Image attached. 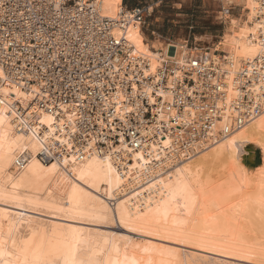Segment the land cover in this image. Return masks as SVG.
Returning <instances> with one entry per match:
<instances>
[{"label": "bare ground", "instance_id": "obj_1", "mask_svg": "<svg viewBox=\"0 0 264 264\" xmlns=\"http://www.w3.org/2000/svg\"><path fill=\"white\" fill-rule=\"evenodd\" d=\"M221 1L224 13L233 5L245 19L224 14L229 34L217 48L223 55L213 56L222 88L211 97L217 111L208 130L195 76L181 112L172 91L148 87L149 102L161 100L155 119L129 142L113 125L132 109L120 89L114 117L85 132L73 102L41 108L48 94L28 82L35 76L19 81L0 66V264H23L22 250L31 259L53 234L74 235L75 258L99 264H264V22L254 0ZM95 4L113 18L122 0ZM140 27L130 24L126 39L154 79L167 64L172 86L187 48L177 44L170 56L166 44H147ZM242 73L251 81L244 91ZM247 146L261 155L254 168Z\"/></svg>", "mask_w": 264, "mask_h": 264}, {"label": "built area", "instance_id": "obj_2", "mask_svg": "<svg viewBox=\"0 0 264 264\" xmlns=\"http://www.w3.org/2000/svg\"><path fill=\"white\" fill-rule=\"evenodd\" d=\"M254 1L264 22V0ZM145 13L142 8L121 6L115 17H104L95 0H0V66L19 81L35 76L28 82L40 83L48 94L39 104L41 108L53 110L50 103L56 98L64 103L73 102L80 129L85 132L97 129L99 117L105 123L114 117L112 96L120 89L124 103L132 109L123 120L114 118L113 125L129 142L131 138L138 139L141 127L151 125L155 119L154 110L161 100L156 98L158 103L151 104L147 88L172 91V107L181 112L184 104L192 101L186 90L195 85V76L199 90H194V94L203 112L202 131L208 130L217 111L211 97H220L222 88L219 65L213 60V56L221 57L219 52L192 50L186 45L188 62L182 79L169 86L166 63L154 79L145 73L147 59L136 55L125 37L127 27L133 23L141 25ZM167 46L168 54L174 56L176 45ZM248 77L241 75L243 91L251 83ZM153 90L152 95H156ZM250 103L244 94L243 104ZM170 106L166 103L165 109ZM244 121L239 118L237 126Z\"/></svg>", "mask_w": 264, "mask_h": 264}, {"label": "rangeland", "instance_id": "obj_3", "mask_svg": "<svg viewBox=\"0 0 264 264\" xmlns=\"http://www.w3.org/2000/svg\"><path fill=\"white\" fill-rule=\"evenodd\" d=\"M128 1L141 3V7L146 8L140 32L142 28L148 43H152L151 40L155 38L156 41H162L166 45H187L192 50L212 53L216 50L217 42L221 40L223 34H229L227 23L224 20V14L227 16L228 13H224V5L221 0ZM122 6L130 9L129 5L124 2ZM229 9L231 16L238 15L240 18H244L241 15L240 8L232 5ZM217 51L219 52L217 55H223L219 50ZM249 147L247 146L249 152L248 161L251 159L253 163L251 168H254V166H258L261 163V155L258 149ZM215 172H213L216 175V177L214 175V178L221 175H217ZM223 176L221 175L219 178H224ZM113 231L123 233L118 229Z\"/></svg>", "mask_w": 264, "mask_h": 264}, {"label": "snow or ice", "instance_id": "obj_4", "mask_svg": "<svg viewBox=\"0 0 264 264\" xmlns=\"http://www.w3.org/2000/svg\"><path fill=\"white\" fill-rule=\"evenodd\" d=\"M3 193H0V197ZM78 240L74 235L56 238L55 234L47 241L41 242L34 250H31V259L28 258L29 250L25 252L23 264H99L91 258L76 259L75 245ZM135 264V262H133Z\"/></svg>", "mask_w": 264, "mask_h": 264}, {"label": "crops", "instance_id": "obj_5", "mask_svg": "<svg viewBox=\"0 0 264 264\" xmlns=\"http://www.w3.org/2000/svg\"><path fill=\"white\" fill-rule=\"evenodd\" d=\"M123 2H124L126 5H129L130 9H133V8H142V9H144V10L146 9L145 7H141V3L138 4V3L131 2V1H128V0H122V3H123ZM128 3H129V4H128ZM233 16H235V17H239L238 15H237V16H236V15H233ZM141 34L143 35V37H144V39H145V42H146L147 44H149L150 46H152V44L155 43V42H162V41H156V39L154 38L153 40H151L152 43H148V42H147V39H146V37H145V35H144L143 31H142V28H141ZM224 35H225V34H223L221 40L223 39ZM221 40H220L219 42H217L218 44L216 45V50H218L217 48H219L218 45H220V44L222 43ZM220 52H222V51H220Z\"/></svg>", "mask_w": 264, "mask_h": 264}]
</instances>
